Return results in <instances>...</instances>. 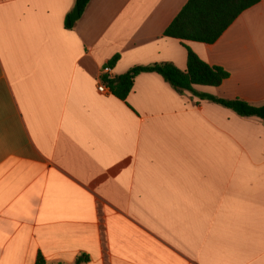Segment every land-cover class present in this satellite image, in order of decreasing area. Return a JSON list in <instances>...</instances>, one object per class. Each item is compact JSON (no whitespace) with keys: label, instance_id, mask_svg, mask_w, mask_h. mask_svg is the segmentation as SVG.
Listing matches in <instances>:
<instances>
[{"label":"crops","instance_id":"1","mask_svg":"<svg viewBox=\"0 0 264 264\" xmlns=\"http://www.w3.org/2000/svg\"><path fill=\"white\" fill-rule=\"evenodd\" d=\"M188 1L91 0L69 29L76 0H0V264H264V121L156 72L99 91L192 50L230 74L198 92L264 104V0L211 44L165 35Z\"/></svg>","mask_w":264,"mask_h":264},{"label":"trees","instance_id":"2","mask_svg":"<svg viewBox=\"0 0 264 264\" xmlns=\"http://www.w3.org/2000/svg\"><path fill=\"white\" fill-rule=\"evenodd\" d=\"M91 0H76L75 7L66 17V27L72 29L83 16ZM261 0H189L165 31V35L180 40L203 43L216 42L234 21L247 9ZM119 56L108 63L113 67ZM144 72L160 74L180 94L191 92L202 99L218 103L232 109L240 116L258 117L264 121V104L253 105L243 99H225L212 94L200 93L196 85L220 86L229 76V72L220 66L203 61L192 50L188 51L187 69L182 70L172 62L157 63L150 66H136L125 74L111 79L102 76L110 91L126 100L138 75ZM88 259L81 257L78 263ZM43 255H39L35 264H47Z\"/></svg>","mask_w":264,"mask_h":264},{"label":"built area","instance_id":"3","mask_svg":"<svg viewBox=\"0 0 264 264\" xmlns=\"http://www.w3.org/2000/svg\"><path fill=\"white\" fill-rule=\"evenodd\" d=\"M109 87H108V85H107V83H105V82H102V83H100V85H99V91L100 92H109Z\"/></svg>","mask_w":264,"mask_h":264}]
</instances>
